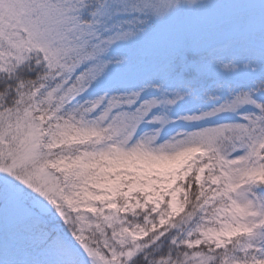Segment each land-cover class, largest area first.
<instances>
[{
	"label": "snow or ice",
	"instance_id": "6c2138e0",
	"mask_svg": "<svg viewBox=\"0 0 264 264\" xmlns=\"http://www.w3.org/2000/svg\"><path fill=\"white\" fill-rule=\"evenodd\" d=\"M0 264H264V0H0Z\"/></svg>",
	"mask_w": 264,
	"mask_h": 264
}]
</instances>
